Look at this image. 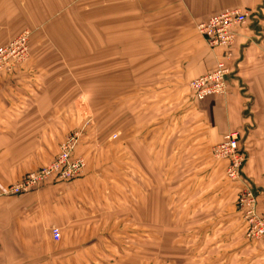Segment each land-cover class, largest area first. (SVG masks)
<instances>
[{
	"label": "crops",
	"instance_id": "crops-1",
	"mask_svg": "<svg viewBox=\"0 0 264 264\" xmlns=\"http://www.w3.org/2000/svg\"><path fill=\"white\" fill-rule=\"evenodd\" d=\"M226 9L249 13L246 23L232 28L228 90L196 99L190 81L224 54L208 46L196 25ZM23 32L30 57L10 78L0 75V189L51 161L74 131L80 133L75 153L85 167L69 181L48 179L28 193L0 197V264H130L126 259L135 248L125 239L144 250L145 232L125 237L126 185L142 207L146 199L134 186L154 187L147 199L153 201V218L179 215L177 205L172 208L181 193L176 186L186 187L191 209L202 201L218 216L232 212V229L221 233L233 234V264L258 262L255 244L237 239L243 228L235 205L239 184L226 179V161L214 159L211 147L228 131H238L246 153L242 175L264 213V0H0V43ZM115 42H125V105L168 107L153 115L152 132L136 135L144 138L139 145L159 150L152 162L125 163L115 152L124 141L91 129L93 117L82 108L83 89L97 83L83 87L81 63L112 57ZM125 167L153 170V177L139 173L134 183L126 180ZM178 170L191 172L182 178ZM230 196L234 205L227 209ZM166 202L169 210L162 207ZM216 221L219 231L206 223L193 233L203 246L225 225L223 218ZM216 240L213 246L224 248L222 238ZM153 250L162 255L161 236ZM144 257L137 264H146Z\"/></svg>",
	"mask_w": 264,
	"mask_h": 264
},
{
	"label": "rangeland",
	"instance_id": "rangeland-1",
	"mask_svg": "<svg viewBox=\"0 0 264 264\" xmlns=\"http://www.w3.org/2000/svg\"><path fill=\"white\" fill-rule=\"evenodd\" d=\"M6 43H0V45ZM114 45V55L112 57L83 60L81 63V81L83 87L88 85L94 87L95 83H97V86L94 88L83 89L82 108L84 111L86 109L85 112L93 117L94 124L91 129L108 131L109 133H112V138L116 137V139L124 141V144H121L123 147L115 152L116 154H122L121 156L125 159V163L152 162L154 161V157H157L159 150L154 149L150 144L148 148L147 146H145V148L144 146L139 145L137 142L141 140V144H143L142 142L144 141V138L139 139L136 135L138 131L143 132V130L146 132H152L154 125L157 124L153 121V115L156 113L164 114V112L168 110V107L156 108L153 105L139 107L134 103L128 106L127 102L125 105V42H115ZM121 46H123V50L119 51ZM29 55L30 46L28 47L27 59L30 57ZM27 59L20 64L26 62ZM10 72H0V75L3 76L0 77L2 79H8L10 78L9 76L13 74ZM100 86L103 87L98 89L97 87ZM88 101L90 103L86 105ZM164 157H166L165 160H167L169 154H165ZM189 172L191 171L178 170V174L182 178ZM139 173L142 175L143 173H146L147 177L151 178L153 177L154 171H134L125 167L126 180L127 178L129 180L131 179L135 183L139 177ZM242 178H244L243 175ZM226 179L230 182H236L239 184L238 191L236 192L235 205L240 211L243 228L241 232L238 233L237 239H240L241 243L247 242L255 244L258 251V262L256 264H264V242L260 239L256 240L248 236L250 227L247 226L243 217V211L237 204V198L241 192L242 183L238 180H230L227 177ZM129 183L131 182L129 181ZM202 187L203 186L200 185V188L198 189H201ZM134 188L136 190L137 188L141 189V195L146 201L143 202L142 207V202L138 201V196L136 193L133 194L132 192L133 188L128 185L125 186V237L127 236L126 233H128L130 235L132 234L131 236L135 238L138 236L137 231H139L140 234L144 231L145 238L142 239L144 240L142 242L144 245H141L144 246V250L137 249L138 243L125 239L127 244L135 248L134 253H130L131 256L126 259V262L137 264V261L139 260L138 258H143L145 254L144 258L146 259V264H218L217 257L223 256V253L225 252V257L223 259L220 258V264H233L231 255L233 248V234L230 233V236H226L224 231L221 233L222 230H225L227 233L230 231L229 229H232L234 220L232 212L225 216L222 214L218 216L216 208L204 205L202 204V201L197 202L196 200L193 209H191V203L187 202V199H185L187 193L186 187L176 186L174 188H177L178 190L181 189V193L177 196L178 201L173 203L172 208H174V204H176L180 211L179 215L175 217L163 216L162 218H153V201H147V199L150 197V191L151 194L153 193L152 190L154 187L149 185L147 187L134 186ZM232 197L233 196L228 197L225 201V204L228 205L226 206L227 209L230 205H234ZM256 203L258 205V201ZM163 205H165V207ZM169 205V202L162 203V207H164V209L167 208V210L170 208ZM257 212L264 215V213L258 209V206ZM218 217L223 218V221L225 220V222H223L225 225L222 224V226H220V232L212 233L209 240L205 241V245L203 246L200 238L195 237V234L193 233L199 231L206 223H211L209 228L217 230L219 228V226H217L218 222L216 221ZM158 230L161 231V235ZM204 230H206V228ZM160 236L162 237V255L154 254L155 250H153L154 241L156 240L157 242V238ZM221 238L222 242L225 243L224 248L222 246L219 247V245L218 247L213 246V243L215 242L214 240L218 239L220 241ZM209 245L215 247V250H211L209 247L207 248ZM244 256L242 257L244 258ZM160 257L162 258V261L160 260ZM141 262L142 259L139 260V263Z\"/></svg>",
	"mask_w": 264,
	"mask_h": 264
},
{
	"label": "built area",
	"instance_id": "built-area-1",
	"mask_svg": "<svg viewBox=\"0 0 264 264\" xmlns=\"http://www.w3.org/2000/svg\"><path fill=\"white\" fill-rule=\"evenodd\" d=\"M249 13L241 9H226L214 14L204 21L197 23L196 30L210 48L221 47L224 54L219 58L215 67L196 77L189 83V89L196 99L208 95H223L228 90L227 75L228 60L232 57L230 47L234 42L235 25L244 24ZM28 34L23 32L6 44L0 45V72H10L28 57ZM261 59L264 62V38L261 42ZM79 132H71L59 145L58 153L51 161L36 170L26 173L20 180L0 189V197L28 193L48 179L69 181L74 179L85 167L84 158L76 155L75 150L79 140ZM211 154L214 158L225 160V175L230 180L242 183L237 204L243 211V217L250 231L248 236L264 242V215L257 212V194L249 182L242 178V166L246 153L239 145L238 131H228L222 140L213 145ZM52 238L57 241L60 237L57 227L51 229Z\"/></svg>",
	"mask_w": 264,
	"mask_h": 264
}]
</instances>
